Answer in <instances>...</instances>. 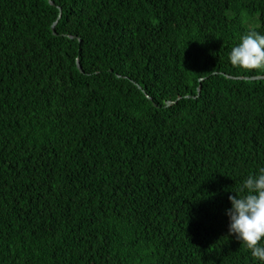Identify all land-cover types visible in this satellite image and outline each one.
<instances>
[{
	"label": "trees",
	"instance_id": "trees-1",
	"mask_svg": "<svg viewBox=\"0 0 264 264\" xmlns=\"http://www.w3.org/2000/svg\"><path fill=\"white\" fill-rule=\"evenodd\" d=\"M52 1L57 35L48 0H0V264H258L225 210L264 167V79L226 75L264 76L229 60L264 0Z\"/></svg>",
	"mask_w": 264,
	"mask_h": 264
},
{
	"label": "clouds",
	"instance_id": "clouds-1",
	"mask_svg": "<svg viewBox=\"0 0 264 264\" xmlns=\"http://www.w3.org/2000/svg\"><path fill=\"white\" fill-rule=\"evenodd\" d=\"M74 36V35H68ZM76 37V36H75ZM74 37V38H75ZM230 63L244 70L264 69V34L252 30L241 37L229 54ZM243 195H230L225 210L228 234L242 243L258 264H264V167L249 175L239 189Z\"/></svg>",
	"mask_w": 264,
	"mask_h": 264
},
{
	"label": "water",
	"instance_id": "water-1",
	"mask_svg": "<svg viewBox=\"0 0 264 264\" xmlns=\"http://www.w3.org/2000/svg\"><path fill=\"white\" fill-rule=\"evenodd\" d=\"M48 2H49V4L50 5H52V6H54V7H57L58 8V10H59V12H58V16H57V18H56V20L54 21V23L51 25V31H52V33L54 34V35H57L56 34V32H55V26H56V24H57V22H58V20H59V18H60V16H61V9H60V7H58V6H56V4L52 1V0H48ZM70 38H74L75 36H69ZM77 68H78V70H80L81 72H82V69H81V66L79 65V63H77ZM228 78H235V79H252V80H255V79H264V76H255V77H251V78H248V77H232V76H229V75H226ZM139 87V86H138ZM140 88V87H139ZM198 93H199V90H200V87H198ZM145 93V95H146V97L149 99V100H151L152 101V98L150 97V96H148V94H146V92H144ZM173 102L172 101H167L166 102V105L168 106V105H170V104H172Z\"/></svg>",
	"mask_w": 264,
	"mask_h": 264
}]
</instances>
